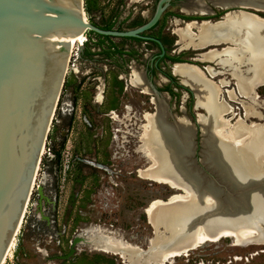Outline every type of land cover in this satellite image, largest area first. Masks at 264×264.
Masks as SVG:
<instances>
[{"label": "rangeland", "instance_id": "374dc122", "mask_svg": "<svg viewBox=\"0 0 264 264\" xmlns=\"http://www.w3.org/2000/svg\"><path fill=\"white\" fill-rule=\"evenodd\" d=\"M155 3L156 0H83V8L89 22L92 18L96 24L105 25L115 20V25L121 23V28L132 30L151 18ZM165 14L162 41L169 52L177 55L180 45L175 46L178 37L174 21L185 13L178 3H173ZM86 38L89 50L98 53L97 39L88 34ZM112 43L118 47L128 44L118 38H113ZM145 47L141 43L139 49ZM76 49L67 65L35 187L12 250L2 264H134L132 259L107 251L104 245L128 252L146 250L157 232L165 237L171 228L159 225L154 229L144 212L149 204L181 194L143 174L149 166L148 154L142 149L147 143L144 117L155 113V97L131 86L129 79L134 71L143 74L148 56L138 55L136 63H131L117 57L105 60L101 54L82 58L76 55ZM165 70L170 74L168 67ZM152 80L173 119L184 116L193 121L195 113H204L195 109L181 112L182 90L170 86L171 96L164 91L167 82L160 75ZM258 92L263 98L264 87ZM98 94L100 99L96 98ZM241 112V117L233 120L226 116L229 123L242 119L243 109ZM245 122L262 123L255 119ZM162 215L158 213V217ZM79 235L87 241L72 246ZM99 239L105 241L104 245ZM253 241L256 243L236 245L233 238L226 237L216 243L206 242L162 264H264V235ZM70 250L73 254L63 259Z\"/></svg>", "mask_w": 264, "mask_h": 264}, {"label": "bare ground", "instance_id": "6f19581e", "mask_svg": "<svg viewBox=\"0 0 264 264\" xmlns=\"http://www.w3.org/2000/svg\"><path fill=\"white\" fill-rule=\"evenodd\" d=\"M182 12L189 15L205 13L198 1L191 2ZM174 22L180 50L196 49L214 42L231 43L232 48L210 51L200 58L229 69L237 95L248 103H243V118L230 124L226 116H232L231 105L221 98L219 85L195 68L186 65L171 68L175 76L196 92L195 107L205 113L196 118L202 126L200 166L190 168L192 162L186 158L194 150L191 147L194 139L191 123L184 116L175 123L169 122L165 106L153 98L155 113L144 117L147 143L142 149L152 160L151 169L156 172L147 170L143 174L150 180L158 173L159 176L163 174L164 179L158 176L160 179L155 181L167 184L181 194L172 197L168 203L155 202L147 210L150 213L155 209L149 217V224L154 229L159 225L171 227L165 237L157 232L147 255L139 256L135 249L129 252L116 249L99 239L107 251L132 259L134 264L139 261L162 264L187 250L226 237L233 238L236 245H246L264 235V117L258 112L255 95L257 88L264 87V19L239 12L225 16L215 25ZM84 41L85 35L78 36L71 54L76 44L82 45ZM207 71L212 77L216 74L211 68ZM129 83L151 95L141 73L134 71ZM226 95L229 99L234 98L231 91ZM100 97L98 94L96 98ZM251 119L263 124L247 125L245 121ZM33 186L34 182L31 190ZM27 205L28 201L24 214ZM180 212H184V216H179ZM158 213L164 214L163 217H158ZM13 240L6 255L12 250ZM77 240V243L87 241Z\"/></svg>", "mask_w": 264, "mask_h": 264}, {"label": "water", "instance_id": "95a60500", "mask_svg": "<svg viewBox=\"0 0 264 264\" xmlns=\"http://www.w3.org/2000/svg\"><path fill=\"white\" fill-rule=\"evenodd\" d=\"M172 1L158 0L152 17L146 23L132 30L118 31L104 30L87 21L83 0H0V264L19 230L76 38L81 35L86 37L88 32L103 37L135 38L153 41L164 52L159 40L142 33L156 26ZM193 1H198L205 11L198 16H211L216 9L225 13L219 20L205 19L186 24L215 25L222 22L225 16L239 12L264 19L260 16L264 15L261 9L264 8V0H184L179 4L181 10ZM76 47V55H80L84 44ZM227 48H232L230 42H214L194 50L206 54ZM162 56L159 55V58ZM175 65H186L203 73L195 64L175 62L170 67ZM206 74L209 75L207 69ZM171 75L179 80V85L188 89L194 98L193 107L197 110L196 92L172 70ZM146 83L151 94L165 106L169 122L175 123L176 119H173L168 105L160 99V93L150 82ZM200 114L205 115L195 113L193 121L186 118L191 123L194 137L191 142L193 154L186 157L193 163L190 168L200 166L202 126L196 120ZM147 160L149 166L143 170H152V160ZM162 175L158 173L157 177L164 179ZM157 177L152 182L160 179ZM168 202L169 198L164 201ZM150 205L144 210L148 223L149 217H152V210L147 213ZM154 212L155 209L152 214ZM79 237L73 240L72 246ZM149 251L150 247H147L137 251V254L144 256ZM72 254L70 250L62 258H69Z\"/></svg>", "mask_w": 264, "mask_h": 264}, {"label": "flooded vegetation", "instance_id": "af4514ba", "mask_svg": "<svg viewBox=\"0 0 264 264\" xmlns=\"http://www.w3.org/2000/svg\"><path fill=\"white\" fill-rule=\"evenodd\" d=\"M182 1H184V0H174L169 4V6L173 5V3L180 4ZM157 2H158V0H156L155 8H156ZM155 8L153 10V13L155 11ZM181 12H182V10H181ZM214 12L215 13L211 16H198V15H191L190 16L188 14H185V15H180L177 18H179L178 20L180 22L186 24V22L201 21V20H205V19L219 20L221 18V16L225 13V11H221V10H217V9ZM153 13H152V15H153ZM165 17H166V14L164 11L163 14L161 15L158 23L156 24V26H154L150 30L142 33L143 36L151 37V38L159 40L160 43L162 44L163 48H164V52H162L160 47L158 46V44L153 42V41H145V40H140V39H135V38H118V39L127 41L128 44L127 45L125 44L124 47H118L117 45H114L118 52L114 55H111L108 51V49H109L108 45H109L110 41H112L113 38L109 37L107 40H105L103 42V46H102L103 54H102V56L105 58V60H110L113 57H117L120 59L123 58L124 61L130 60L131 63H136V61L138 60L137 59L138 55L148 56L145 63H144V72L142 74L145 83H146V81H148L152 84V87H154L152 79L155 75H160L161 78L163 79V82H167V85L164 86V91L166 93L171 95L170 86H176V87L180 88L182 90V100H181L182 106L180 107L181 108L180 111L184 112V113L187 111L189 113H191L192 109H194V107H193L194 98L189 93L187 88H184L181 85H179V80L176 77H172L170 64L176 62L173 59H179L180 62H187V63L195 64L196 66H198L203 71V73L205 74L204 76L206 78L209 77L208 79H215L214 80L216 82L215 84L220 86V88L222 90L221 98L224 97L227 100V103H229L228 105L229 106L231 105L230 107L233 110L232 116H230L228 119L233 120L236 117L240 118L241 114H242L241 109H242L243 103H248V101H245L244 98L239 97V95H237V92H236L235 87H234V81H233V78L231 75V71L229 69H226L225 67H222V65H219V63H217V62H211V61L209 62V61H205V60L201 59L200 57L202 55H206L207 53L206 54L200 53L201 51H199V50H194V49L180 50V48H179L177 55L175 54V52H169V48L167 46H165L163 44V41H162V35H163L164 24H165ZM113 30L126 31L127 29L121 28V23H118L113 27ZM141 43L143 45H146V47L143 49H139L141 46ZM177 43H178V41L176 42L175 46L178 45ZM199 48H201V47H199ZM196 49H198V48H196ZM159 55H163V56L161 58H159ZM185 55H187V56H185ZM165 67H168L170 69V74L167 73V71L165 70ZM207 68H211L216 72L214 77L206 74ZM131 75H130V78H131ZM224 78H225V80H223ZM222 83H224V84H222ZM225 88H229V89H225ZM259 88H257L255 91V95L257 94L256 95V99H257L256 104L258 105V109L263 110V112H261V114L264 117V96L262 98V96L259 95V92H258ZM159 90L160 89H158L157 91H159ZM229 91L233 92V95H234L233 99H229L227 97L226 93ZM171 96H173V95H171ZM174 97L176 99V96H174ZM236 109L239 112L238 111L236 112L235 111ZM243 116L244 115H242V118H243Z\"/></svg>", "mask_w": 264, "mask_h": 264}, {"label": "trees", "instance_id": "16d2710c", "mask_svg": "<svg viewBox=\"0 0 264 264\" xmlns=\"http://www.w3.org/2000/svg\"><path fill=\"white\" fill-rule=\"evenodd\" d=\"M89 20H90L91 23H93L94 25L99 26L100 28H102V29H104V30H112L113 27L115 26V20L110 21V22H108V23L105 24V25H98V24H96L94 21H92V18H90ZM87 34H88L89 36L92 35V36H94V37L97 39V42L95 43V45H96L97 47L100 48V51H99L98 53L91 52V51L89 50L88 46H87V44H88V41H87L86 43H84V44H85V45H84V49H83V51L80 53V55L82 56V58H83V57H87V58H89V57H91V56L99 55V54L102 55V54H103V50H102L103 42H104L105 40H107L109 37H103V36H100V35H97V34H93V33H91V32H88ZM108 48H109L108 51H109V53H110L111 55H114V54H116V53L118 52L117 49L115 48L114 44L112 43V41H110V43H109V45H108ZM173 60L176 61V62H180L179 59H173ZM55 156H56L57 158H59V154H58V153H56Z\"/></svg>", "mask_w": 264, "mask_h": 264}, {"label": "built area", "instance_id": "2783aa9c", "mask_svg": "<svg viewBox=\"0 0 264 264\" xmlns=\"http://www.w3.org/2000/svg\"><path fill=\"white\" fill-rule=\"evenodd\" d=\"M87 39V38H86ZM87 41H85V43H86Z\"/></svg>", "mask_w": 264, "mask_h": 264}]
</instances>
